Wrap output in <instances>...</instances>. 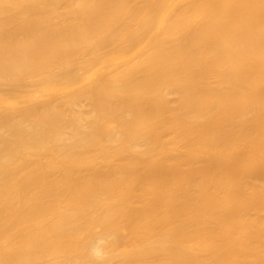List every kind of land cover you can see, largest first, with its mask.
Here are the masks:
<instances>
[{
  "label": "bare ground",
  "instance_id": "bare-ground-1",
  "mask_svg": "<svg viewBox=\"0 0 264 264\" xmlns=\"http://www.w3.org/2000/svg\"><path fill=\"white\" fill-rule=\"evenodd\" d=\"M0 264H264V0H0Z\"/></svg>",
  "mask_w": 264,
  "mask_h": 264
}]
</instances>
